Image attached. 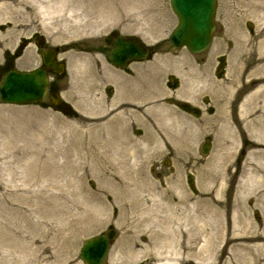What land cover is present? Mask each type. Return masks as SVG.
<instances>
[{
	"label": "rangeland",
	"instance_id": "374dc122",
	"mask_svg": "<svg viewBox=\"0 0 264 264\" xmlns=\"http://www.w3.org/2000/svg\"><path fill=\"white\" fill-rule=\"evenodd\" d=\"M13 1L14 12L0 14V63L22 38L37 36L58 48V59L66 63L58 87L69 106L65 113L46 105L0 102V198L27 214L31 209L34 230L20 233L19 246L1 244L0 264H83V242L109 228L115 238L102 264H154L165 258L183 264L186 257L196 264H264V182L249 181L248 191L240 187L254 168L250 153L264 152V91L255 83L262 75L256 68L264 63V3L253 15L246 11L248 0H216L212 43L194 55L170 43L177 18L169 0ZM111 33L141 40L153 50L151 56L122 70L113 67L104 43ZM35 49L34 43L26 47L15 67H38ZM180 62L194 74L214 72L221 79L200 78L197 90L183 79ZM246 85L254 87L247 100L241 95L249 90ZM152 91L158 99H152ZM145 134L152 139L150 148L139 146L129 163L120 162L118 148L106 150L126 136L140 142ZM177 137L187 140L186 152L178 150ZM219 138L231 142L227 176L212 183L206 196L225 203L230 231L234 217L241 216L242 232L258 233L263 244L242 261H230L222 229L212 233L209 219L196 221L190 214L192 220L177 221L166 236L152 220L121 208L125 199L116 189L123 182L132 190L149 184L157 191L181 184L197 197L207 187L203 171L218 151ZM92 141L105 148L90 149ZM207 141L211 146L203 154ZM237 205L243 212L236 213ZM217 250L218 258L212 254Z\"/></svg>",
	"mask_w": 264,
	"mask_h": 264
},
{
	"label": "bare ground",
	"instance_id": "6f19581e",
	"mask_svg": "<svg viewBox=\"0 0 264 264\" xmlns=\"http://www.w3.org/2000/svg\"><path fill=\"white\" fill-rule=\"evenodd\" d=\"M0 1V14L11 15L16 7L14 1ZM32 1L33 0H29L30 3ZM248 1L249 2L245 5V8L246 11H248L250 14L257 15L262 11L261 7H263L264 0ZM177 67L183 68V70L185 71V76H192L191 69L186 66V64H183L182 66L178 65ZM257 69L259 71L257 74H262L259 78L256 79V82L259 85V87L257 88L260 91H264V63L260 67L257 66L256 70ZM148 85L152 86V84L149 83ZM149 89L152 90L151 88ZM152 92L154 93L152 99H158V92ZM250 97L251 95H249L246 100ZM92 107L93 105H91V108ZM134 111L136 113V110ZM167 114L170 115L171 112H167ZM118 130L116 129V133L126 131L125 129H121L119 131ZM169 141L172 140L169 139ZM173 141L177 142L179 147L178 150L183 152L187 151L189 144L186 142L187 140L183 139V137H177V140ZM217 143L218 151L216 152L215 156L211 158L209 162V168L204 169L203 171L202 181L206 182L207 187L202 188L201 194L197 197L193 194H186L181 184H173L169 187H166L165 189L157 191L156 188L149 186V184H145L142 187H138L132 190L130 189V184L123 182L117 185L116 189L120 192L121 197L125 199L124 202H121V208L127 206L128 210H131L132 213H138L139 220H152L153 223H156L160 228H163V230L161 231H163L166 236L172 234L169 232L172 229L173 224L177 221H180L184 218L187 220H192L190 214H193V217L196 221H199L201 219H209L208 222H210L212 233L214 231H219L220 228L222 229L223 238L225 237V243L227 245V250L231 253L230 261H242L243 259H246L248 255L252 254L254 250L261 248L263 244H261L262 240L258 233L247 234L242 232V229L244 228V222L241 216L236 215L234 217L232 231H230L226 223L227 216L225 203L223 204L220 201L216 202L215 200H212L206 196L208 195L207 191L211 190L212 183H215L218 180H222L225 175L227 176L226 168L224 167L226 166L227 160L230 156V153L228 152L230 148L228 147L231 142H229V139L220 138L218 139ZM150 144H152V139L147 134L142 137L140 142H136L131 137L126 136L123 140H121V143H119V145H115V143H113L112 145L108 144L109 146L106 147V150H115V148H118L119 152L116 151L118 158L120 159L121 163L126 164L130 162V159L133 157L135 150L139 146L144 145L146 148H150ZM89 148L97 150L98 148H105V145L100 144L98 141H92ZM250 155L252 156V161L254 162V168L249 171L248 180H246L245 183L240 186L241 191L243 189L245 191H248L250 188L249 181L254 182L253 179H258L262 183L264 182V152L253 151L250 153ZM214 189L215 186L213 190ZM142 193H146L147 195H144L142 197ZM220 193L221 190L219 191V189H217V191L215 192V196L218 197ZM146 196L149 199H147ZM149 202L151 203L147 205ZM221 205H223V214L220 213ZM26 206L29 207L30 205L28 204ZM8 210H15L17 212L16 216H14L13 218L6 216L5 214ZM30 210H28L27 214V210L20 207V205L15 204L12 206L11 204H6L5 202H2V199L0 198V218L2 219H0V234L1 239L4 240V242H1L0 245L4 244L3 246L5 248L8 246H19V241L21 240L20 233L22 231L29 230L30 233L33 234L34 230L32 227H30L31 224L29 222V216L31 214ZM243 210L244 209L242 206H236V213L239 211L243 212ZM162 212L165 213V216L156 217V214ZM183 214L184 217H182ZM219 216V219H222V223L218 219ZM5 219H7V223L5 222ZM4 225L7 230H3ZM220 253L221 251L219 252V250L212 251V254H215L217 258L218 256H220ZM157 255V257H160L161 253ZM6 260L7 259H5V262ZM13 260L14 259L11 258L8 261ZM175 260L176 259L165 258L162 261H155L154 264H176ZM182 261L183 264H196L194 263V260L190 259L189 257L183 258Z\"/></svg>",
	"mask_w": 264,
	"mask_h": 264
},
{
	"label": "water",
	"instance_id": "95a60500",
	"mask_svg": "<svg viewBox=\"0 0 264 264\" xmlns=\"http://www.w3.org/2000/svg\"><path fill=\"white\" fill-rule=\"evenodd\" d=\"M179 24L171 36L175 46L185 45L192 52H201L209 45L213 31L214 0H170ZM54 52H45L42 60L47 69L53 68L59 74L63 65L55 63ZM111 62L123 67L129 59L145 57L144 49L136 42L118 39L109 54ZM47 91V74L38 69L33 72H9L0 85V100L10 104L37 103L43 100ZM52 105L58 101L56 94L48 95ZM207 152V146L203 148ZM113 232L88 239L80 251V257L86 264H100L107 250L108 239Z\"/></svg>",
	"mask_w": 264,
	"mask_h": 264
},
{
	"label": "flooded vegetation",
	"instance_id": "af4514ba",
	"mask_svg": "<svg viewBox=\"0 0 264 264\" xmlns=\"http://www.w3.org/2000/svg\"><path fill=\"white\" fill-rule=\"evenodd\" d=\"M30 42H34L36 45H38L39 47L38 49L41 51L43 47V41L39 37L37 36L31 37L28 39V41L25 44L28 45ZM23 49H25L24 46H20L16 48L12 54H10L8 51L6 52V54L4 53L3 64L0 66V70L5 71L7 70L8 67H12V66L14 67L15 62L20 58H22ZM247 92L248 90L243 92V94L241 95L244 96Z\"/></svg>",
	"mask_w": 264,
	"mask_h": 264
}]
</instances>
